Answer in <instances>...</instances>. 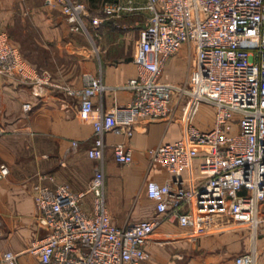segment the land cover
<instances>
[{"label":"built area","instance_id":"built-area-1","mask_svg":"<svg viewBox=\"0 0 264 264\" xmlns=\"http://www.w3.org/2000/svg\"><path fill=\"white\" fill-rule=\"evenodd\" d=\"M46 4L60 5L72 30L89 32L85 3ZM102 11L108 18L140 11L149 15L133 59L137 75L122 86L132 93L131 101L97 116L94 98L108 89L100 76L85 73L79 88L55 82L25 59L0 20V73L79 100L81 114L94 127L87 154L99 162L88 188L94 194L92 213L82 206L85 191L66 185L35 187L36 218L46 234L28 252L42 264H146L147 246L167 221L194 229L197 217L227 214L245 221L254 232L264 228V0H118L104 2ZM91 21L98 26L103 18ZM183 46L194 57L186 80L163 81L165 66ZM200 104L214 108L210 128L195 121ZM178 110L182 137L150 150L151 164L170 174L163 183L147 181L156 214L117 225L106 205V135L116 132L131 138L140 120L173 119ZM113 154L121 165L134 162L125 141L114 144ZM9 172L1 164L0 180ZM235 262L257 264L256 254H240ZM0 264H18L17 254L0 253Z\"/></svg>","mask_w":264,"mask_h":264},{"label":"crops","instance_id":"crops-1","mask_svg":"<svg viewBox=\"0 0 264 264\" xmlns=\"http://www.w3.org/2000/svg\"><path fill=\"white\" fill-rule=\"evenodd\" d=\"M78 1L98 5L102 10L104 2L118 0ZM148 15L147 11H140L126 18H108L103 13V22L98 26L89 19L91 34L89 30H72L60 5H48L46 0H0L3 26L10 30V36L14 34L12 30L20 36H11V41L31 65L55 82L78 88L83 85L85 73L103 79L108 89L94 98L95 116L111 113L116 105L131 101L132 93L122 86L137 75L133 59ZM91 35L97 36L99 42H90ZM191 58L189 48L183 46L168 61L162 80L184 82ZM26 103L31 105L29 110L24 108ZM179 114L180 111L177 117ZM177 117L142 119L131 138L116 132L106 135V205L117 225L156 214L155 202L147 193V181L163 183L170 174L160 165L151 164L150 150L182 137L184 126ZM195 121L210 128L214 108L200 106ZM93 137V124L81 114L79 100L58 89L0 73V165L6 164L10 170L0 180V253L14 252L18 264H42L28 252L31 244L46 234L36 218L38 184L66 185L75 192L85 191L83 209L93 212L94 194L88 188L99 165L87 154ZM120 141L132 150L134 162L130 165H121L114 158L113 146ZM199 229V224L191 229L165 222L147 246L146 264H236L235 258L240 254L225 248V238L202 236ZM260 235L261 244L255 254L257 264H264V228ZM216 248L218 251H214Z\"/></svg>","mask_w":264,"mask_h":264},{"label":"rangeland","instance_id":"rangeland-1","mask_svg":"<svg viewBox=\"0 0 264 264\" xmlns=\"http://www.w3.org/2000/svg\"><path fill=\"white\" fill-rule=\"evenodd\" d=\"M83 3H85L86 6L88 7V16H90V18L86 19V29L89 30L91 33L92 30H91L89 19L94 18V17L103 18V12L99 8L98 5H95V4L89 5L86 2H83ZM126 17L128 16H125L124 18ZM1 23H2V20H1ZM2 26H3V23H2ZM3 27L9 34L10 30L6 28L5 26ZM12 31L15 34L14 36V34L11 33L12 37H16V36L18 38L20 37L16 34L15 30H12ZM11 36L9 34L10 41H11ZM89 38H90V42L92 43L99 42L98 41L99 38L95 35L93 36L91 35ZM11 43L15 45L12 41ZM20 51L25 57L24 52L22 50ZM190 61L191 62H189V72L191 69V64L192 62H194V57L191 58ZM199 106H207V105L200 104ZM179 111H177V113ZM177 113L175 117H177ZM181 117H182V113L180 111V114L177 117L180 120V122H182ZM197 218H198L197 223L200 225V229H199L200 234L202 236H207L215 240H218L219 238L223 240L225 238V245H224L225 248L234 249V253L243 254V253H247L251 251H254V252H256V250L258 251V246H260L261 244V242L259 241V238L261 237L260 232L263 228L258 230V232H254L252 228L245 221L235 219L227 214H210V215L197 217ZM261 250L264 251V247H262ZM214 251H218V249L216 248Z\"/></svg>","mask_w":264,"mask_h":264},{"label":"trees","instance_id":"trees-1","mask_svg":"<svg viewBox=\"0 0 264 264\" xmlns=\"http://www.w3.org/2000/svg\"><path fill=\"white\" fill-rule=\"evenodd\" d=\"M78 1V0H77Z\"/></svg>","mask_w":264,"mask_h":264}]
</instances>
